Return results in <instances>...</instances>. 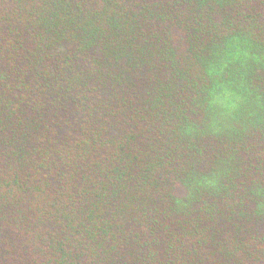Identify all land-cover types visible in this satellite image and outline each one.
Listing matches in <instances>:
<instances>
[{"label": "trees", "instance_id": "trees-1", "mask_svg": "<svg viewBox=\"0 0 264 264\" xmlns=\"http://www.w3.org/2000/svg\"><path fill=\"white\" fill-rule=\"evenodd\" d=\"M0 264H264V0H0Z\"/></svg>", "mask_w": 264, "mask_h": 264}, {"label": "snow or ice", "instance_id": "snow-or-ice-1", "mask_svg": "<svg viewBox=\"0 0 264 264\" xmlns=\"http://www.w3.org/2000/svg\"><path fill=\"white\" fill-rule=\"evenodd\" d=\"M186 134H190V133H186Z\"/></svg>", "mask_w": 264, "mask_h": 264}]
</instances>
